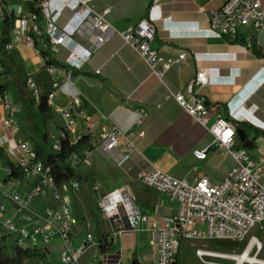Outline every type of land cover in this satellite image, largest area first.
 Instances as JSON below:
<instances>
[{
  "label": "built area",
  "instance_id": "2783aa9c",
  "mask_svg": "<svg viewBox=\"0 0 264 264\" xmlns=\"http://www.w3.org/2000/svg\"><path fill=\"white\" fill-rule=\"evenodd\" d=\"M20 1L21 4L12 8L7 0V4L0 0V12L5 8L16 16L8 40L3 44L6 54H12L21 47H29L44 62L40 50L48 48L53 53L59 47L69 50L60 66L46 67L54 78L52 91H44L31 75L25 78L23 88L36 103L45 97L50 104L62 85L57 76L61 74L63 82L71 83L73 73L82 69L92 47L103 44L117 34L146 63L150 75L165 87L164 99H173L193 121L205 126L213 136L210 146H217L221 155H230L234 160L227 176L217 185L212 184L206 175L190 181L187 178H175L158 169L141 173L139 182L175 199L180 205L179 211L167 219L159 220L140 210L134 198L125 196L123 190L116 188L97 201L98 209L112 223L113 229L121 231L128 227L132 231L147 233L148 243L156 255L154 264H176L178 248L185 240L240 241L253 226L264 225V150L254 155L248 148L234 146V139H238L236 127L222 111L207 125L211 108L194 94L197 86L208 83L207 69L196 71L186 95L169 89L165 75L172 66L186 59V52L163 56L151 47L156 36L151 15L121 31L113 27L108 19L110 8L98 10L96 0H57L69 11L65 24L59 26L45 14L51 0ZM197 1L202 2L200 8L206 13L208 29L217 32L228 42L235 41L241 27L251 26L255 30L264 27L263 0ZM28 4H32L38 12L29 9ZM77 32L91 34L94 38V42L84 49V55H78L71 47L72 37ZM1 38L0 34V41ZM246 47H251L250 40H246ZM2 59L0 56V71L3 69ZM66 98L69 106L56 108L64 121L63 127L52 135L54 141L49 145L56 152L60 149L61 138H65L69 144H76L84 138V144L71 156L72 166H90L92 149L95 147L101 148L117 163L137 151L130 138L122 143L121 133L116 129H101L96 135L99 126L82 108L79 95L67 94ZM0 107L4 112L0 125L6 130L8 152L13 157L14 168L19 172L18 177L0 179V237L8 239L21 250L45 251L49 244L57 240L59 248L56 264H78L83 252L91 246L98 247L99 243L92 239L91 234H87L78 244H72V229L79 219L72 209L70 198L72 193L79 190L80 183L72 181L68 186L55 182L49 168L44 167L38 158L34 141L23 134L15 118L16 105L8 90L0 95ZM146 116V111L140 110L138 122H143ZM143 134L140 131L138 136ZM206 151L207 148L194 149L193 155L201 160L206 157ZM30 180H34L30 189H23ZM47 195L55 202V206H46L42 212L32 209V198ZM196 251L202 261L220 264L205 259L213 254L209 250L198 248ZM238 256L241 261L238 263L236 258L235 264H257L248 262V255L244 252Z\"/></svg>",
  "mask_w": 264,
  "mask_h": 264
},
{
  "label": "crops",
  "instance_id": "0c3cea01",
  "mask_svg": "<svg viewBox=\"0 0 264 264\" xmlns=\"http://www.w3.org/2000/svg\"><path fill=\"white\" fill-rule=\"evenodd\" d=\"M7 2L12 8L18 6H12L9 0ZM95 4L98 10L110 8L108 19L113 27L121 31L151 15L156 26L151 47L163 56L186 52V59L172 66L165 75V83L172 91L186 95L196 71L201 68L208 70V83L194 90V94L211 108L207 125L222 111L228 116V121L247 123L264 132V55L256 56L251 47H246V40H250L251 46L254 43L264 54V27L259 30L251 26L241 27L238 34L243 42H228L208 29L206 13L200 8L202 2L197 0H96ZM45 14L62 26L69 11L60 1L51 0ZM72 39L71 47L78 55H84V49L94 42L91 34L82 32L74 34ZM68 51L59 47L57 52H50L61 64ZM12 60L20 63L26 75L34 77L44 91L53 90V75L33 49L19 48L12 55ZM97 70L99 73H96ZM57 78L62 85L49 104L53 118L46 125L48 131L57 132L63 127L64 121L56 108L69 106L67 94H78L82 108L99 126L96 135L101 129H116L121 133L123 144L130 138L137 148L128 158L117 163L101 148L95 147L90 166H75V171L86 176L87 180L80 183L77 195L72 193V203L80 209L74 211L72 207L76 216L79 215V223L72 229V237L77 235L78 239L73 241L72 238V244L76 245L81 240L80 218L91 219L86 215L84 205L90 207V203H96V207L92 208L100 216L99 232L92 228V219L91 228L96 232L97 239L100 238L99 233L111 235L113 249L106 255L116 254L112 264L123 263V251L127 256L124 264H132L134 255L138 264H154L156 255L148 243L149 235L128 229L114 232L112 223L103 217L97 207L99 198L119 188L125 196L134 198L140 210L159 220L167 219L179 211V203L142 185L139 182L141 173L158 169L175 178L190 181L206 175L212 184L217 185L233 167V158L221 155L217 146H210L213 136L205 126L193 121L173 99H164L165 87L150 75L146 63L117 34L92 47L82 69L73 73L71 83L63 82L61 74ZM14 104L17 108L15 118L23 134L31 136L33 127L30 117L20 103ZM142 109L147 116L140 123L138 119ZM3 113L0 107V118ZM140 131L144 132L143 136H138ZM6 135L5 128L0 125V147L4 151L1 162L5 168L4 157L13 161L8 152ZM248 138L253 145L248 149L254 155L264 150V136L253 138L252 132H248ZM204 148H207L206 157L196 159L193 150ZM5 174L6 169L2 179ZM32 182L34 180H30L23 189L29 190ZM30 206L42 212L46 206H55V202L49 195L37 196L30 200Z\"/></svg>",
  "mask_w": 264,
  "mask_h": 264
},
{
  "label": "trees",
  "instance_id": "16d2710c",
  "mask_svg": "<svg viewBox=\"0 0 264 264\" xmlns=\"http://www.w3.org/2000/svg\"><path fill=\"white\" fill-rule=\"evenodd\" d=\"M2 1L6 3V0ZM36 1L37 0H34V2ZM28 7L29 9L38 12V10L33 8L32 4H28ZM15 18L16 16L13 11L8 12L5 8H2V11L0 12V19H2L0 23V34L2 36L0 41V56L3 57V59L1 60L3 69L0 71V95L3 94V92L7 91L11 84H16L17 82H19L20 84L24 85L25 80L23 82L21 78L27 77L23 66L20 63H14L12 60V55L15 52L7 55L3 50V44L8 40L9 31L14 23ZM234 42H243L239 34L236 36ZM251 48L256 56L264 55L254 43L252 44ZM40 54L44 59L43 63L45 67L50 65L60 66V64H58L52 57V53L48 48L40 50ZM8 60L12 61L11 64L8 63ZM7 75L11 76V80L1 81V78ZM16 93L17 95H19L17 90ZM18 99L20 101H24L25 105H27L26 114L30 117L33 127L31 139L34 141V146L38 158L41 160L44 167L49 168L50 174L54 178L55 182L58 185H60L61 183H66L68 186H70V183L72 181H77L79 183L86 181L87 177L78 174L75 171V167L72 166L70 160L71 156L76 153L77 150H79V148L84 144L85 139L82 138L76 144H69V142L65 138H61L60 149L56 152L52 151L49 145L50 134L46 129V125L49 121L52 120L53 116L47 100L45 99V97H42L39 102L36 103L31 98L32 105L35 107L34 111L31 108V102H28L25 96H18ZM231 122L236 128H243L247 133L252 132L253 138L264 136L263 131L256 129L247 123L234 120H232ZM237 142L238 139L234 141V146H236ZM0 156H4V151L1 147ZM4 159L7 169L4 179H8L10 177H18L19 172L14 168L13 163L7 157H4ZM4 240V237H0V264H24V262H26L27 260H34L36 264H51L47 261L46 250H21L16 248L11 242L10 245L7 246L4 243ZM97 248L101 254H108L113 249L112 241L110 240L109 242H107L105 239L104 243H98ZM7 249H9L8 253ZM182 250L183 245L181 244L176 254V264H182ZM110 258L111 259L107 260V264L113 263L114 259H116V254L110 255ZM132 264H138L135 255L133 256Z\"/></svg>",
  "mask_w": 264,
  "mask_h": 264
},
{
  "label": "rangeland",
  "instance_id": "374dc122",
  "mask_svg": "<svg viewBox=\"0 0 264 264\" xmlns=\"http://www.w3.org/2000/svg\"><path fill=\"white\" fill-rule=\"evenodd\" d=\"M10 4L12 6H16L17 4H21L20 0H9ZM41 46H44L42 42H40ZM11 60H8V63L11 64ZM3 80H11V76L7 75L1 78V81ZM21 80L24 82L25 78L22 77ZM16 84H11L8 88V92L12 98V101L14 103H20L22 105V108L26 112L27 105H25L24 101H20L18 99L17 93H16ZM22 85V84H21ZM23 86V85H22ZM26 100L28 102H31L32 99L29 97V94L26 93L25 95ZM31 108L35 111V107L32 105L31 102ZM47 129V128H46ZM50 134V142L49 144H52L54 141V138L52 137L53 134H56V132L53 131H48ZM32 136V135H31ZM29 136L30 138H32ZM3 159L0 156V179H2V176L5 172V167L4 164L2 163ZM78 191L73 193L77 195ZM71 194V206L73 207L74 211L78 210L79 207L72 203V195ZM35 198V197H34ZM56 205V204H55ZM92 206L96 207V203L92 204L90 203L89 206H85V212L88 217H91V219L94 221L92 224V228L98 233L99 232V220L100 216L97 214V211L92 208ZM80 210V209H79ZM77 214V213H76ZM79 216V215H78ZM91 219H84L80 218V224H79V235L81 239L82 237L86 236L87 234H91L92 239L98 243V242H104L106 239L107 242L110 240L112 241L111 235H106V233L98 234L100 236L99 239H97L96 232L91 228ZM103 222V220L101 219ZM128 230H131L130 228L126 227ZM103 231V230H102ZM114 232L118 231V229H114ZM136 232V231H135ZM137 233V232H136ZM73 235V233H72ZM104 236V237H103ZM73 241H77V235L73 236ZM105 238V239H104ZM252 240V241H251ZM4 243L9 246L10 241L8 239L4 240ZM184 248L182 250L183 254V264H213V263H208L202 261L198 255H197V249L201 248L203 250H209L212 254L210 257H205V259L213 261L215 263H220V264H235V259L234 257H237L240 255L242 252L246 253L248 255V262H255L257 264H264V225L259 226L255 225L253 226L248 234L245 236L243 240L240 241H232V240H185L183 241ZM58 248H59V241H54L53 243L49 244L47 247V261L50 262L51 264H56L58 262ZM9 249H7L8 253ZM97 245L91 246L87 248L78 264H102L103 262H107V260L110 259V257L106 254H101L98 252ZM97 254V255H96ZM123 258L124 262L126 261V252L123 251ZM182 261V260H181ZM24 264H36L34 260H27L24 262Z\"/></svg>",
  "mask_w": 264,
  "mask_h": 264
},
{
  "label": "water",
  "instance_id": "95a60500",
  "mask_svg": "<svg viewBox=\"0 0 264 264\" xmlns=\"http://www.w3.org/2000/svg\"><path fill=\"white\" fill-rule=\"evenodd\" d=\"M15 88L19 96L24 97L26 95L23 86L19 82L16 83ZM236 134L238 136L237 146H241L243 148L253 147L252 141L250 140V138H248V133L243 128H236Z\"/></svg>",
  "mask_w": 264,
  "mask_h": 264
},
{
  "label": "bare ground",
  "instance_id": "6f19581e",
  "mask_svg": "<svg viewBox=\"0 0 264 264\" xmlns=\"http://www.w3.org/2000/svg\"><path fill=\"white\" fill-rule=\"evenodd\" d=\"M251 241H252V240H251ZM234 258H237L238 263L241 261V257H240V256H238V257H234Z\"/></svg>",
  "mask_w": 264,
  "mask_h": 264
}]
</instances>
